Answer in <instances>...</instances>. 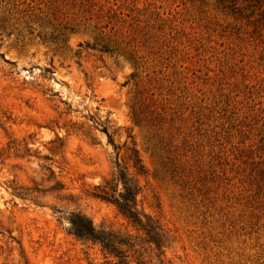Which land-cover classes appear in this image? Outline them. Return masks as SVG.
Returning <instances> with one entry per match:
<instances>
[{
	"label": "rangeland",
	"instance_id": "1",
	"mask_svg": "<svg viewBox=\"0 0 264 264\" xmlns=\"http://www.w3.org/2000/svg\"><path fill=\"white\" fill-rule=\"evenodd\" d=\"M120 169L153 264H264V0H0V264H102Z\"/></svg>",
	"mask_w": 264,
	"mask_h": 264
},
{
	"label": "trees",
	"instance_id": "2",
	"mask_svg": "<svg viewBox=\"0 0 264 264\" xmlns=\"http://www.w3.org/2000/svg\"><path fill=\"white\" fill-rule=\"evenodd\" d=\"M107 132V129H106ZM133 167L139 174L145 171L137 151H133ZM122 185V190H120ZM94 196L114 204L120 214L137 232L123 233L106 226H96L87 216L81 213L71 215L68 233L81 241L88 248L98 247L103 257L102 264H153V258L147 260V254H155L159 259L164 255L163 249L168 246V239L159 226L138 209V182L129 177L125 170L105 180L94 188Z\"/></svg>",
	"mask_w": 264,
	"mask_h": 264
}]
</instances>
